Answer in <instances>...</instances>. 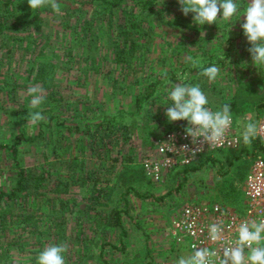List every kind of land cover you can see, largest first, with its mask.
<instances>
[{
  "label": "rangeland",
  "instance_id": "1",
  "mask_svg": "<svg viewBox=\"0 0 264 264\" xmlns=\"http://www.w3.org/2000/svg\"><path fill=\"white\" fill-rule=\"evenodd\" d=\"M58 2L60 14L50 7L32 10L27 0H0V191L14 184L16 163L35 164L36 171L53 180L47 198L0 202V264H37L39 252L49 244L68 245L66 264H177L189 252L184 243H168L170 216L187 201L239 210L244 175L235 187L232 177L242 166L249 167L252 158L241 157L230 167L212 164L211 152L209 162H203V156L194 165L168 172L158 183L145 178L141 162L159 130L183 121L169 122L165 115L172 103L165 77L179 83L178 77L187 73L184 83L202 80L206 86L204 77L191 69L204 65V54L224 58L227 51L244 55V64L254 66L250 53L243 52V44L249 43L234 26L242 18L198 25L191 13H181L178 0ZM237 2L243 11L246 0ZM123 30L125 40L134 43L125 52L127 63H118L112 47ZM188 56L200 64L192 67ZM226 61L227 68L219 67L214 82L206 79L215 88L204 91L214 111L239 87L258 80L252 77L256 72L248 76ZM41 63L52 66L44 68L52 91L34 80ZM257 77L264 80V75ZM32 85L45 89L39 109L29 107L27 88ZM150 85L153 92L137 107L136 98ZM33 111H40L46 122L30 124ZM234 120L242 132L243 120ZM18 139L14 159L7 146ZM240 149L229 150L237 157ZM66 180V196L55 194L58 182ZM113 209L121 213L120 227H100L99 243L79 237L85 218ZM72 216L77 219L75 231L69 228ZM18 217L27 222L25 227H18ZM51 221L66 227L62 231L68 238L61 236V229L47 230L45 224ZM70 235L77 236L75 242Z\"/></svg>",
  "mask_w": 264,
  "mask_h": 264
},
{
  "label": "clouds",
  "instance_id": "2",
  "mask_svg": "<svg viewBox=\"0 0 264 264\" xmlns=\"http://www.w3.org/2000/svg\"><path fill=\"white\" fill-rule=\"evenodd\" d=\"M27 3L32 10L50 7L56 14L61 12L58 0H27ZM178 4L181 13L185 16L191 13L193 22L198 25L216 24L218 19L237 21L242 18L240 27L250 44L247 51L250 53L252 64L256 67L264 66V0H247L243 11L237 0H178ZM186 62L192 67L200 64L198 59L191 56L186 58ZM201 74L210 82H214L220 75V69L212 65L203 68ZM178 78L181 82L173 83L165 77L169 88L168 99L172 102L166 108L165 115L169 122L187 121L186 135L191 137V142L196 147L188 149L185 145L183 148L195 154L205 143L208 146H223L226 133L233 125L230 104L225 103L213 111L208 107V97L199 84L184 83L183 81L189 78L187 73ZM27 96L30 97L29 107L39 109L46 98L45 89L39 85L29 86ZM41 121L46 122L40 111L30 113V124L37 125ZM262 133L264 124L250 119L243 124L240 140L245 145H251ZM261 175L264 176V173ZM208 239L221 247L210 249L194 243L192 254L180 256L177 264H264V218L239 223L234 239H226L224 222L217 221L208 226ZM67 251V244H49L39 252L37 264H66L64 254Z\"/></svg>",
  "mask_w": 264,
  "mask_h": 264
},
{
  "label": "built area",
  "instance_id": "3",
  "mask_svg": "<svg viewBox=\"0 0 264 264\" xmlns=\"http://www.w3.org/2000/svg\"><path fill=\"white\" fill-rule=\"evenodd\" d=\"M214 111V110H213ZM264 124V114L257 118ZM187 121L176 125L171 129L159 130L152 139L153 149L148 151L142 159L141 165L145 178L148 181L158 183L163 180V175L177 168H187L196 164L205 154L225 148H237L241 145L240 131L236 128L233 117V125L226 133L223 146H212L205 143L201 150L195 154L191 150L196 145L191 142V137L186 135ZM257 139L264 145V133ZM199 140V138H198ZM240 140L239 143L237 141ZM264 157L255 156L242 183L243 202L239 210H233L220 203H198L187 201L177 209L169 219L165 230L168 243L173 241L179 245L184 243L189 255L192 245L218 249V243L208 239V226L217 221H223L225 225L226 239H234L239 223L247 220H259L264 218Z\"/></svg>",
  "mask_w": 264,
  "mask_h": 264
},
{
  "label": "trees",
  "instance_id": "4",
  "mask_svg": "<svg viewBox=\"0 0 264 264\" xmlns=\"http://www.w3.org/2000/svg\"><path fill=\"white\" fill-rule=\"evenodd\" d=\"M115 5H120L121 3L126 2L127 0H115ZM243 1V0H242ZM247 2V0H246ZM146 3V1H145ZM139 23V22H138ZM241 23L235 24L234 26L239 30V36L243 35V30L240 27ZM1 32V29H0ZM124 35L122 34V36L120 38L117 39L116 42L113 43V47H112V51H113V56L116 62L118 63H127V59L125 57V52L126 50L130 47V45L132 43H134L132 40H125L126 37V32L123 30ZM120 39V40H119ZM231 45V44H229ZM250 44H243V52H247V49L249 48ZM133 46V44H132ZM225 56L224 58L221 57H215L213 55H205L202 57L203 58V63L204 65L200 66L199 68H193L191 69V71H195L196 74L201 77H204L203 79V83H206V86L203 84H200L202 82V80L199 81L200 87L203 91L207 92L208 90L210 91L211 89H215L212 86H210V84L207 82V77L203 76L202 70L205 67H209L212 65H216L217 67H225V59H226V55H228V51L224 52ZM215 54V53H213ZM124 55V56H122ZM39 67L36 69V74L34 76V80L35 81H41L42 82V86L44 88H49L52 91L51 85L50 83H48V75L45 72L44 68H47L49 66V64H45V63H41L38 65ZM52 68V66H49ZM261 76V75H260ZM258 80H252L250 81V83L248 82L245 85H242L241 87H239L236 91V93L228 100L224 101L221 100L220 102L217 103L216 106V110L219 109L220 106H222L223 104L227 103L230 104L231 106V113L233 117H236L240 114L246 113L252 109H256L259 116L264 114V80H262L260 77H257ZM256 79V78H255ZM254 81V82H253ZM252 82V83H251ZM153 85H150L145 91V94H141V96H139L138 98H136V102H137V107L138 105L141 103L142 99L148 95H150L151 92H153V87H151ZM217 100V99H216ZM215 100V101H216ZM106 117H103V119H105ZM27 128H32V125L30 126L29 124H25ZM32 135V134H28ZM40 136V134H38ZM24 136V135H23ZM27 136V137H28ZM119 136V135H118ZM37 137V136H35ZM34 138V137H33ZM118 138V137H117ZM17 142H14L11 145H8L7 148L10 152H12L13 154V158L15 159V155L18 152V150L16 149L17 143H20V140H16ZM254 143L258 142V145L255 147H252L251 150H248L244 147V149H240L239 154L237 155L236 158H240V157H247L248 159L250 158H254L255 156H260V157H264V145L259 141V140H254ZM125 144L122 143L120 146H124ZM203 157V156H202ZM128 161L127 163H129L130 161H132V157L128 156ZM201 159V158H200ZM199 159V160H200ZM251 159V161H252ZM207 160H209V154H205L203 157V162H206ZM127 165L124 164L123 167ZM35 164H32L30 166H23L20 165L19 163H16V171L13 173L14 177V184L12 185L11 189L7 190V192H5L3 189L0 191V202L4 201L7 202L8 200H18L19 202H22L21 200H28L27 198L31 197V198H47V192L52 190V179L48 177L47 174H45L43 171L38 172L35 170ZM244 166H242V169L240 171V173H237L236 175L234 174L232 177V183L235 186L239 185L240 182L242 181L241 176L244 175L245 171L243 170ZM237 175H239L238 177H240V180L236 177ZM96 184V180L94 181L93 185ZM58 186H60L59 188H56V190L54 191L55 194H59V195H64L66 196L67 192L69 191V183L68 181H64V182H58ZM44 206L48 207V201H46V203L44 204ZM86 210V209H85ZM96 215V214H95ZM121 213L116 210H110L107 214H104L103 216L100 215V212L98 213L97 216H88L87 218H85L84 222H81V226L83 227L82 231L80 232V236L82 237V239H86V240H91L92 242H98V239H100L101 237L99 236V228H103V229H113L115 227H120L121 226ZM99 216V217H98ZM19 221H18V227L22 228L26 226V221L22 220V217H18ZM29 222H31L32 220H28ZM40 222V220H38ZM23 222V223H22ZM26 222V223H25ZM28 222V223H29ZM64 222V221H63ZM71 225L69 226V228L72 231L76 230V223H77V219L72 216L70 219ZM40 226V225H37ZM17 225L13 224V228H16ZM45 228L47 230H51V231H55V229H61V231L65 230L64 227L61 226V223H56L55 221H51V222H47L45 224ZM61 233V236L64 238H68V236H65V234ZM89 231V232H88ZM109 231H106V233H108ZM87 233V234H86ZM89 233V234H88ZM58 234V233H56ZM54 235V237H57V235ZM77 236L75 235H70V239L71 242H75V238ZM106 237V236H105ZM105 237L102 238L105 239ZM99 243V242H98ZM103 243L99 244L100 247H103Z\"/></svg>",
  "mask_w": 264,
  "mask_h": 264
},
{
  "label": "crops",
  "instance_id": "5",
  "mask_svg": "<svg viewBox=\"0 0 264 264\" xmlns=\"http://www.w3.org/2000/svg\"><path fill=\"white\" fill-rule=\"evenodd\" d=\"M237 41V40H236ZM235 42V41H234ZM229 44H231L232 45V41L231 42H229ZM244 49V48H243ZM240 52H241V50H240ZM234 59H236V60H234ZM227 60V61H226ZM225 61H226V63L227 62H231V64L233 65V63L236 65V67H238L239 69H242V71L244 70V71H246V74L248 75V76H252L253 75V72H256V75H254V76H252V77H256L257 78V76H260V75H264V68H263V66H260V67H257V68H260V69H257L256 68V66H252V67H250V66H248V65H246V64H244L245 62H246V58H244V55H239V54H237L236 52L235 53H232L231 55H226V59H225ZM228 64V63H227ZM262 67V68H261ZM222 68H224V69H226L227 68V66H225V67H222ZM223 69V70H224ZM258 72V73H257ZM260 73V75H258ZM248 83V82H247ZM234 95V94H233ZM232 95V96H233ZM232 96H230V97H228V98H225L224 99V101H226V100H228V99H230ZM237 117H240L242 120H243V123H242V125L244 124V123H247L250 119H255V120H257V118L259 117V114H258V112H257V110L254 108V109H252V110H250V111H248V112H246V113H243V114H240V115H238V116H236V118ZM243 128V127H242ZM240 130V129H239ZM242 131V130H241ZM255 140V139H254ZM253 140V141H254ZM256 140H259V139H257L256 138ZM256 145H253V146H245V148L246 149H248V150H251V148L252 147H255ZM240 147L242 148V149H244V143L242 142V140H241V145H240ZM230 148H225V149H222V150H218V151H216V152H213L212 153V158H211V161H212V164H214L215 162H219L220 164H224V165H226V166H230V167H233L234 166V164H235V161H236V163L239 161L240 162V158H236V157H234L235 155L233 154V152L231 151V150H229ZM232 153V155H230ZM242 160H243V158H241ZM208 161V160H207ZM209 162V161H208ZM242 163V162H241ZM240 165V164H239ZM248 169H249V167L246 165V166H244V168H243V170L245 171V173H244V176H245V174L247 173V171H248ZM234 174H237V173H234ZM134 239V238H133ZM133 239H132V241H133ZM133 247L134 246H131V248L133 249ZM130 252V251H129Z\"/></svg>",
  "mask_w": 264,
  "mask_h": 264
}]
</instances>
